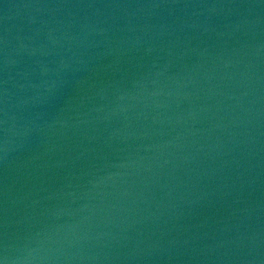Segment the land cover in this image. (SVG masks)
<instances>
[{
	"label": "water",
	"instance_id": "obj_1",
	"mask_svg": "<svg viewBox=\"0 0 264 264\" xmlns=\"http://www.w3.org/2000/svg\"><path fill=\"white\" fill-rule=\"evenodd\" d=\"M0 264H264V0H0Z\"/></svg>",
	"mask_w": 264,
	"mask_h": 264
}]
</instances>
